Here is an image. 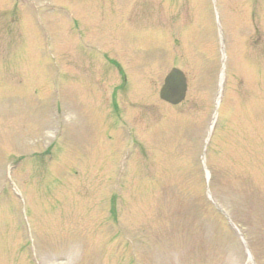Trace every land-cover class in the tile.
<instances>
[{
	"label": "rangeland",
	"instance_id": "rangeland-1",
	"mask_svg": "<svg viewBox=\"0 0 264 264\" xmlns=\"http://www.w3.org/2000/svg\"><path fill=\"white\" fill-rule=\"evenodd\" d=\"M106 1L34 0L43 19L41 3L56 7L46 34L32 29L34 55L0 71V264H251L207 188L264 264V0ZM110 12L122 29L101 20ZM215 19L224 82L204 147L220 75ZM190 24L199 49L180 33ZM77 43L111 51L127 75L114 128ZM171 64L188 78L174 108L158 97ZM108 80L107 89L121 79Z\"/></svg>",
	"mask_w": 264,
	"mask_h": 264
},
{
	"label": "water",
	"instance_id": "water-1",
	"mask_svg": "<svg viewBox=\"0 0 264 264\" xmlns=\"http://www.w3.org/2000/svg\"><path fill=\"white\" fill-rule=\"evenodd\" d=\"M184 89L185 86L183 76L172 71L165 80V84L161 90V97L166 99L171 104L177 103L183 98Z\"/></svg>",
	"mask_w": 264,
	"mask_h": 264
}]
</instances>
